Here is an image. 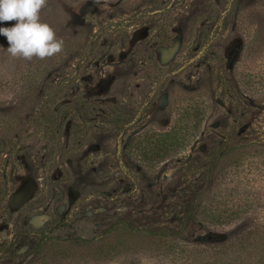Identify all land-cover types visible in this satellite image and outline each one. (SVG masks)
I'll use <instances>...</instances> for the list:
<instances>
[{
  "label": "rangeland",
  "instance_id": "rangeland-1",
  "mask_svg": "<svg viewBox=\"0 0 264 264\" xmlns=\"http://www.w3.org/2000/svg\"><path fill=\"white\" fill-rule=\"evenodd\" d=\"M40 16L59 54L12 58L0 36V264H225L253 223L261 259L244 262L264 264V0H46ZM179 125L177 148L155 145ZM255 128L204 200L249 213L186 217L218 139Z\"/></svg>",
  "mask_w": 264,
  "mask_h": 264
},
{
  "label": "trees",
  "instance_id": "trees-1",
  "mask_svg": "<svg viewBox=\"0 0 264 264\" xmlns=\"http://www.w3.org/2000/svg\"><path fill=\"white\" fill-rule=\"evenodd\" d=\"M199 113L197 114V123L198 125L200 124V122L202 121L201 118L198 116L199 114H201V111H198ZM190 113L187 112V117H190L191 115H189ZM195 115H192L196 118V113H194ZM186 114H184L183 117H185ZM191 118V117H190ZM194 126L197 128L196 123L194 124ZM189 126H184L181 127L180 125L177 126V129H171L170 132L167 133H163L159 136L160 138H157V141L155 142V145H158L162 148V150L167 151V150H172V148H177L176 144H177V139L179 138V135L181 133V131H188L191 130L190 128H188ZM193 131V130H192ZM260 132L259 128H255L251 129L249 133L246 134H240L239 137H235L233 135H226L227 136V140L225 139H218V141L216 142L215 146H214V151L213 154L210 155V157L208 158L206 164L201 163L199 161H197V164H200V168H206L205 170V174H203L200 177L194 178L196 180V182L198 183H204V184H209L210 180H212V175H214L213 171L217 168L218 163L221 161V159H223L225 156L227 155H231L233 152H235L236 150H238L239 146H242L244 149L245 147H249L248 145H240L239 142L243 139H247L245 142H251L254 140L255 136H258V133L256 132ZM235 134H237V132L235 131ZM131 144L134 141H130ZM180 143V142H179ZM146 144L150 145V139L148 136H141L140 141L135 142V145L137 146H143L145 147ZM199 162V163H198ZM193 179V178H192ZM214 182V180H213ZM207 190L205 189L204 194H202V192H196L193 193L192 195L189 196V200H191V203L188 205L189 207L185 208L182 210V212H185L184 215L186 217L191 218L192 220L198 221L199 219H206L210 224H218L219 222H222L223 220L226 221V223H232L235 220H243L244 219V215H246L247 213H249V208H242L240 207V205L235 206L234 203L232 202L230 207L227 210V213L225 214L224 212L218 211L216 210L213 206H212V202L210 203H206L204 200L206 199V194L208 193V191L210 190V188L212 187L210 184L207 185ZM210 187V188H209ZM231 196V201L235 200V199H239L240 198V194L238 193V191H232L230 193ZM194 200H199L198 201H194ZM196 202H198V204H196ZM186 207V206H185ZM249 227L247 229H245L244 231H242L235 239H232V243H231V247L233 249L231 256H228V261L225 264H246L244 262V258H243V252H247L248 255L246 257L248 258H252V257H258L259 256V245L263 246L261 244L259 240V231H260V226L256 225V223L253 224H249ZM154 234V233H153ZM213 236L209 235L208 237H199L198 241H202V240H207L209 241H213ZM198 243V242H197ZM201 243V242H199ZM222 247L223 245H217ZM234 246H236L234 248ZM237 249V251H236ZM256 251V252H254ZM235 253H237L235 255ZM236 257H233V256ZM245 255V254H244ZM233 257V258H232ZM232 258V259H231ZM259 259H261L260 257H258ZM52 259V258H51ZM47 260L49 259V256L46 257H41L38 258L36 260V264H43L44 262H47ZM262 263V261H258L256 260L255 262L252 263H248V264H260Z\"/></svg>",
  "mask_w": 264,
  "mask_h": 264
},
{
  "label": "clouds",
  "instance_id": "clouds-1",
  "mask_svg": "<svg viewBox=\"0 0 264 264\" xmlns=\"http://www.w3.org/2000/svg\"><path fill=\"white\" fill-rule=\"evenodd\" d=\"M46 0H0V23L15 20L11 27H0V36L7 39L4 49L12 58L41 60L59 54L63 40L55 30L41 20Z\"/></svg>",
  "mask_w": 264,
  "mask_h": 264
}]
</instances>
